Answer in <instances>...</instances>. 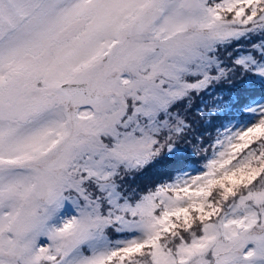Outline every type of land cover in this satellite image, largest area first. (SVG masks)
Segmentation results:
<instances>
[{"label":"snow or ice","instance_id":"snow-or-ice-1","mask_svg":"<svg viewBox=\"0 0 264 264\" xmlns=\"http://www.w3.org/2000/svg\"><path fill=\"white\" fill-rule=\"evenodd\" d=\"M0 264H264V0H0Z\"/></svg>","mask_w":264,"mask_h":264},{"label":"rangeland","instance_id":"rangeland-1","mask_svg":"<svg viewBox=\"0 0 264 264\" xmlns=\"http://www.w3.org/2000/svg\"><path fill=\"white\" fill-rule=\"evenodd\" d=\"M243 48L240 49L238 54H246L247 51L250 50V44L247 42H242ZM259 43V41H257ZM233 51V50H229ZM222 58H224L227 62V53L223 54ZM236 81L233 80L232 84H230L228 81L223 82L222 84L213 87L209 90L208 93L201 97H196L193 100L192 103V110L187 112L188 119L193 123V127L195 129V132L190 135V139L193 136H199V134H203V142L205 141L206 134L211 126H214L217 120H209L206 116H202L200 112L197 111V109L203 110V112L207 113L209 110L214 108L213 105H215V102H218L220 99H227L229 96H232L235 98V94L237 89L233 87V84H235ZM207 106V107H205ZM234 112V110H230ZM229 119H232V116L229 117ZM228 122V121H227ZM226 122V124H227ZM248 121L246 118H242L239 113H236L235 119H232V123L236 125L243 126V124H246ZM218 131H222V129L219 127ZM205 146V145H204ZM208 146V145H207ZM206 146V147H207ZM189 153H192V146L186 145L185 146ZM190 159L198 158L199 156L191 155ZM174 161L164 160L161 161L159 164L154 166L153 168L149 169L144 176L137 177L135 181L131 182L134 184V186H139L140 188H144L147 186H151L154 184L156 180H166L168 177L166 168L171 167ZM203 160H195L194 164H191L190 166H186L184 170L189 171L190 173H196L199 168L202 166ZM171 165V166H170Z\"/></svg>","mask_w":264,"mask_h":264},{"label":"trees","instance_id":"trees-1","mask_svg":"<svg viewBox=\"0 0 264 264\" xmlns=\"http://www.w3.org/2000/svg\"><path fill=\"white\" fill-rule=\"evenodd\" d=\"M213 106H214V108L217 107V102H215V105H213ZM233 113H234V116H235L236 115V112L234 111ZM226 122H227V120H224V121L217 120L216 123H215V125L214 126H211L209 128V130H208V132L206 134V137H205V141H204L205 147L212 141L213 138H215L217 136L218 129H219L221 123H225L226 124ZM190 158L188 159L187 163L184 165V168L186 166H190L191 164H194L195 163V160H197V159L201 160L200 157H198V158L195 157L193 159H190ZM175 166L176 165H175V162H174L171 167L166 168V170H167L166 177H168L170 174H174L173 169L175 168ZM158 182H159V180H156L154 182V184H156Z\"/></svg>","mask_w":264,"mask_h":264}]
</instances>
